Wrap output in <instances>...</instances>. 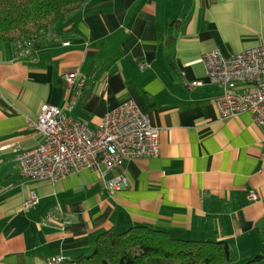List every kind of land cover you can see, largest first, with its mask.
Returning a JSON list of instances; mask_svg holds the SVG:
<instances>
[{"label":"crops","instance_id":"0c3cea01","mask_svg":"<svg viewBox=\"0 0 264 264\" xmlns=\"http://www.w3.org/2000/svg\"><path fill=\"white\" fill-rule=\"evenodd\" d=\"M263 44L264 0H90L33 53L0 45V264L90 254L101 233L137 224L226 240L238 261L255 256L264 245V128L249 113L222 118V88L203 55ZM72 72L87 77L83 88L68 84ZM127 100L160 129L159 157L127 160L105 177L22 176L16 154L44 141L29 124L44 103L97 128ZM120 174L130 185L112 193L106 179ZM33 192L38 203L23 208Z\"/></svg>","mask_w":264,"mask_h":264},{"label":"built area","instance_id":"2783aa9c","mask_svg":"<svg viewBox=\"0 0 264 264\" xmlns=\"http://www.w3.org/2000/svg\"><path fill=\"white\" fill-rule=\"evenodd\" d=\"M207 75L219 84L221 94L216 98L222 118L249 113L253 121L264 128V44L226 55L214 49L203 55ZM151 65L142 63L141 69ZM71 86L83 88L87 77L77 72L67 74ZM196 80L191 86H202ZM75 102L67 108L72 110ZM30 126L44 136L36 147L18 151L16 160L26 179L56 182L83 169L99 170L105 177L110 170L135 158H156L161 153L160 129L153 126L149 115L134 100L123 102L108 112L99 127L93 128L81 119L70 117L60 106L44 103L36 120ZM108 189L116 193L130 185L125 174L106 179ZM249 198L261 199L256 191ZM39 201L33 192L23 203L28 209ZM61 213V206L57 207ZM71 219H66L65 224ZM62 256L49 260L60 264Z\"/></svg>","mask_w":264,"mask_h":264},{"label":"trees","instance_id":"16d2710c","mask_svg":"<svg viewBox=\"0 0 264 264\" xmlns=\"http://www.w3.org/2000/svg\"><path fill=\"white\" fill-rule=\"evenodd\" d=\"M90 0H0V45L22 56L46 43L48 35ZM60 264H264V245L246 261L234 257L226 240L182 239L151 225L101 233L90 254Z\"/></svg>","mask_w":264,"mask_h":264},{"label":"rangeland","instance_id":"374dc122","mask_svg":"<svg viewBox=\"0 0 264 264\" xmlns=\"http://www.w3.org/2000/svg\"><path fill=\"white\" fill-rule=\"evenodd\" d=\"M4 45H9V44H6V43H5ZM248 259H249L248 257L243 258V259H242V262H243V261H246V260H248ZM236 260H237V259H236Z\"/></svg>","mask_w":264,"mask_h":264}]
</instances>
